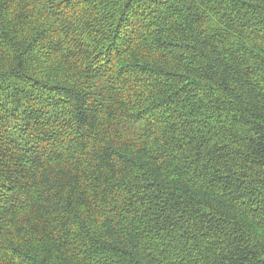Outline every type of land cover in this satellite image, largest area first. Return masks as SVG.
I'll return each mask as SVG.
<instances>
[{
    "label": "trees",
    "instance_id": "obj_1",
    "mask_svg": "<svg viewBox=\"0 0 264 264\" xmlns=\"http://www.w3.org/2000/svg\"><path fill=\"white\" fill-rule=\"evenodd\" d=\"M0 264H264V0H0Z\"/></svg>",
    "mask_w": 264,
    "mask_h": 264
}]
</instances>
